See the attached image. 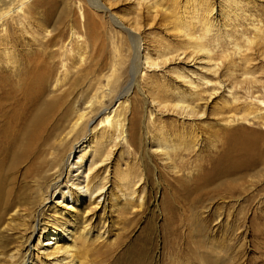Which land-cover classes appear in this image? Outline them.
Segmentation results:
<instances>
[{
    "label": "rangeland",
    "instance_id": "374dc122",
    "mask_svg": "<svg viewBox=\"0 0 264 264\" xmlns=\"http://www.w3.org/2000/svg\"><path fill=\"white\" fill-rule=\"evenodd\" d=\"M102 1L125 21L135 19L130 11L134 0ZM159 4L151 10L152 21L144 15L139 20L144 53L160 49L149 54L156 62L160 56L184 50L195 55L194 60L200 58L191 49L195 41L185 42L179 28L193 22L194 34L200 35L195 16L205 9L211 10L215 31L227 32L230 39L220 41L216 49L213 43H204L218 69L213 76L196 69L203 65H186L187 58L165 66L158 62L157 69L138 75L142 94L132 87L128 104L129 112H136L137 138L130 139L131 145L120 142L110 165L121 166L131 179L136 176L135 195L141 196V203L133 202L130 213L109 217L106 241L92 247L108 249L109 255L93 262L110 264L134 251L141 253L140 264H264V161L255 168L246 166L251 157L264 153V0H160ZM9 7L0 6V55H44L36 64L42 70L53 69L54 80L64 79L63 85L70 82L72 72L91 65L90 58L100 54L108 59L103 67L115 53L127 68L131 54L127 35L102 11L93 10L88 0H15L14 13L6 15ZM250 23L261 28V37ZM246 41L252 42L248 52ZM50 54H55L52 59L47 58ZM175 69L187 71L195 83L198 96L186 99L185 106L202 113L201 118L183 119L177 108H171L176 103L172 91L191 93L171 74ZM207 80L211 84H205ZM118 101L109 106L116 109ZM242 115L246 120L237 121ZM99 119L92 121L90 130ZM160 133L166 143L153 141Z\"/></svg>",
    "mask_w": 264,
    "mask_h": 264
},
{
    "label": "bare ground",
    "instance_id": "6f19581e",
    "mask_svg": "<svg viewBox=\"0 0 264 264\" xmlns=\"http://www.w3.org/2000/svg\"><path fill=\"white\" fill-rule=\"evenodd\" d=\"M14 1L0 0V6H11L6 15L14 13ZM159 1L152 0L151 4V0H134L130 11L135 19L125 21L112 13V6L106 2L88 0L93 10L102 11L127 35L131 47L127 68L125 60L115 53L107 62L108 66L103 67L108 59L100 54L90 58L91 65L72 72L73 82L70 84L69 79L67 88L62 84L64 79L54 80L53 69L42 70L36 64L43 61L44 55H26L24 58L16 54L0 55V264H95L94 258H105L110 252L92 248L96 242L106 241L107 228L112 224L109 217H116L120 211L130 213L133 202L141 203V196L135 195L136 176L131 179L121 166L113 168L110 165L113 150L119 143L131 145L130 139L137 138L134 136L136 112L134 109L129 112L128 104L132 87L141 92L138 75L142 70L157 69L159 63L165 66L171 61L179 63L187 58L186 65L191 62L203 65L196 69L213 76L218 69L211 56L213 52L204 43H213L212 47L216 49L220 41L230 39L227 32L215 31L209 20L211 10L205 9L203 14L197 13L196 18L193 17L197 25H201L200 35L194 34L195 25L192 28L191 21L192 24L183 23L179 28L184 31L180 30L185 42L195 41L194 46L190 43L191 49L200 58L194 60L195 55L190 52L186 55L188 50H184L186 52L180 55L160 54L156 62L149 54L160 49L157 46L144 53L139 20L144 15L152 21L151 10L156 5L160 7ZM249 26L261 37V28L253 23ZM63 37L59 35L60 39ZM55 42L54 39L50 43ZM246 42L245 51L248 52L251 41ZM54 55L47 58L52 59ZM177 70L171 74L191 93L172 91L176 103L171 108H177L183 119L201 118L202 113H195L193 108L185 106L186 99L198 94L195 83L187 71ZM248 75V72L244 74L245 77ZM205 84H211V81L207 80ZM117 98L124 101H118L117 108L112 109L109 104ZM155 101L151 103L160 104ZM183 102L184 106L181 105ZM96 117L100 118L99 122L90 130ZM238 120L245 121L246 115ZM192 128L195 130V124ZM163 135L160 133L153 141L166 143ZM263 156L264 153L251 157L246 166L257 167L264 161ZM111 182L115 185L109 189ZM34 240L35 246L32 245ZM140 255V252L132 251L128 258L115 259L110 264H140Z\"/></svg>",
    "mask_w": 264,
    "mask_h": 264
}]
</instances>
